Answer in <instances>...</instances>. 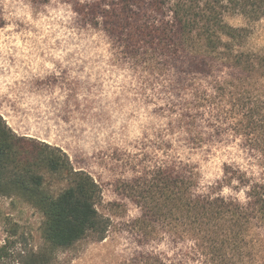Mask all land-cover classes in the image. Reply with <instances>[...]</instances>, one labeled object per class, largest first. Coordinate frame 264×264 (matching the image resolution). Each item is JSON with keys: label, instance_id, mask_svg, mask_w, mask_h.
<instances>
[{"label": "rangeland", "instance_id": "1", "mask_svg": "<svg viewBox=\"0 0 264 264\" xmlns=\"http://www.w3.org/2000/svg\"><path fill=\"white\" fill-rule=\"evenodd\" d=\"M93 1L0 0V114L18 135L62 148L90 173L103 190L99 211L111 221L104 241L59 252L58 264H203L183 228L176 233L155 217V187L170 171L193 173L199 193L245 202L240 185L221 184L225 166L259 178L258 158L230 125L233 117L221 132L202 117L203 143H192L178 122L188 86L180 67L165 82L136 73L77 13ZM226 22L249 28L247 51H264V18L249 23L237 14ZM44 222L23 199L0 197V247L17 231L18 249L42 251ZM258 252L264 258V238Z\"/></svg>", "mask_w": 264, "mask_h": 264}, {"label": "trees", "instance_id": "2", "mask_svg": "<svg viewBox=\"0 0 264 264\" xmlns=\"http://www.w3.org/2000/svg\"><path fill=\"white\" fill-rule=\"evenodd\" d=\"M77 13L103 31L141 76L165 82L180 67L188 86L178 122L192 143H203L202 117L209 115L218 132L233 117L230 125L262 172L255 178L226 165L221 184L240 185L246 201L199 193L193 173L180 177L170 171L155 187L152 209L176 233L183 228L203 264H264L258 252L264 238V51H247L249 28L226 22L237 14L249 23L260 21L264 0H96ZM0 197H19L41 212L46 243L37 253L18 249L16 231L0 247V261L58 264L59 252L87 239L102 242L111 227L99 211L103 190L96 179L77 170L62 148L18 135L1 114Z\"/></svg>", "mask_w": 264, "mask_h": 264}]
</instances>
